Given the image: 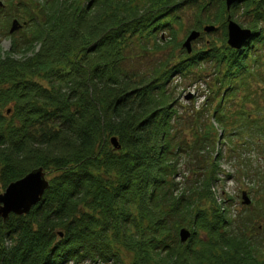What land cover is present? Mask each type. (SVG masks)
<instances>
[{
	"label": "trees",
	"instance_id": "1",
	"mask_svg": "<svg viewBox=\"0 0 264 264\" xmlns=\"http://www.w3.org/2000/svg\"><path fill=\"white\" fill-rule=\"evenodd\" d=\"M212 1L22 4L27 32L0 53V185L5 191L37 168L52 178L29 215L0 218V264H264V238L247 233L250 217L236 221L218 204L213 187L220 160L203 154L215 151L217 138L234 135L216 136L217 130L201 126L203 134L195 132L190 143L175 126L174 75L199 81L212 64L221 75L219 95L226 83L246 86L255 67L249 61L261 60L253 48L264 45V0L243 4L242 15L256 16L246 27L253 36L241 51L227 45V18L241 6L228 13L224 0H217L210 18ZM191 7L198 12L192 29L205 35L207 25L220 26L221 46L205 43L188 54L177 38L191 32L181 17ZM164 47L167 57L152 63L149 54ZM238 86L224 89L221 98ZM222 107L214 108V117L227 123ZM261 111L254 109L252 116L243 110L233 125L237 135L264 145ZM184 152L193 153L191 162L201 172L182 184L176 179ZM184 227L192 231L185 245L179 236Z\"/></svg>",
	"mask_w": 264,
	"mask_h": 264
},
{
	"label": "rangeland",
	"instance_id": "2",
	"mask_svg": "<svg viewBox=\"0 0 264 264\" xmlns=\"http://www.w3.org/2000/svg\"><path fill=\"white\" fill-rule=\"evenodd\" d=\"M0 1L6 6L5 8L0 7V53L4 55L13 48V41L21 39L23 33L27 32L26 29H22L11 36L9 34V28L12 17H20L21 22L30 23L28 17L23 18L24 12L22 11V4L30 0ZM215 1L217 0H214V2ZM214 2L212 1L213 6L210 13L206 15H209L210 18L216 14L217 7L219 6L218 2ZM244 3H246V1L239 4L241 7L233 20L245 29L247 25L254 23L256 14L250 16L242 15L244 8H246L243 5ZM197 13L198 12L195 7H191L187 8L181 14L184 26L187 30L190 29L191 32L195 31L192 28L197 23ZM217 27V31L211 34L202 35V39L199 40V42L193 43V48L201 49L205 43L209 46L211 43L221 46L224 38V30L220 26ZM259 29L264 31V20L259 23ZM191 32L187 33L183 31L178 35V41L185 43L186 38ZM202 33L204 32L202 31ZM161 36L164 38V41L167 39L169 40L170 37L167 33H163ZM159 44L162 45L161 42H159ZM151 47H154V43L151 44ZM256 47L257 49L255 47V49L253 48L254 55L255 57L260 56L261 60H259L256 65L254 62L255 59L249 61V63H251L250 67L252 64L255 66L254 71L251 70L252 74L255 76L250 75L248 77L247 84L244 83L246 84L244 87L240 86V88L236 83L232 84L230 87V84L226 83L218 95L217 92L221 85V82H219L221 75L219 76L217 70L214 69L215 67L212 64H207L205 66L206 69L200 74L203 77L199 81H196L192 77L182 80L179 76L174 75L170 84L171 86H174V89L176 88L175 90H177L175 96L176 98L178 97L176 109L178 110L179 117L175 126L176 130L179 131L180 137H183L184 141L187 140L192 143L196 139V134L199 136L202 135L203 131H200L201 126H207L205 128L206 132L208 131L212 133L217 130L218 132H215L216 136L221 135L222 133H225V135H227L226 133L234 135L232 138L228 135L223 139L222 137L217 138L218 143L217 147H215V151L213 152L210 150L208 151L209 153H203L209 161L211 160V162L213 158L215 159L216 157L220 160L218 168L220 171V174L218 175L219 181L215 183L213 193H215L218 204L221 206L224 205L223 208L226 210V213L230 218L236 221L248 217L252 219L247 223L248 227L246 228L249 235L255 234L264 238V145L260 143L258 138L248 141L246 140L245 135H237L235 132V130H237V125H233V122L236 119L235 115L243 110H245L247 115L255 116L254 109H260L263 113H257V117L264 119V45L260 44ZM152 53L153 52H151L148 56V59H152V63L164 61L169 54V49H165L164 47L163 49L155 51V54ZM17 58H19V56H17ZM147 64H149V62H147ZM155 65L157 64L155 63ZM228 78H231V76ZM235 86H238L239 89H237L236 92L226 94L223 100V98H221V94L224 89H233ZM215 97L220 98L215 100ZM246 97H249L250 101H244ZM211 100L213 101L211 102ZM221 102L223 105L222 112H224L227 123L219 122L214 117V108H217V105L219 106ZM211 104H213L212 107L210 106ZM240 118L244 119V117ZM229 120L230 122H228ZM240 123L243 124L241 121ZM239 126L241 127V125ZM195 132L196 134H194ZM192 154L193 153L189 152L187 155L184 152L181 155L180 174L176 179L177 182H181L183 184L185 182V178H188L191 182L195 179L196 175L194 173L201 172L194 165V163L191 162L192 159H190V155L192 158H195ZM200 156L201 155H199V157ZM47 174L48 179L51 180L52 176L49 172H47ZM244 192L248 193V196L252 201L249 206L243 205L242 196ZM2 193H4L3 190ZM202 205L207 208L211 206V202H204ZM212 205L214 204L212 203ZM259 210L263 212V214H261ZM67 264H74V262ZM81 264L116 263L114 261L104 263L100 260H86L82 261Z\"/></svg>",
	"mask_w": 264,
	"mask_h": 264
},
{
	"label": "water",
	"instance_id": "3",
	"mask_svg": "<svg viewBox=\"0 0 264 264\" xmlns=\"http://www.w3.org/2000/svg\"><path fill=\"white\" fill-rule=\"evenodd\" d=\"M226 3L228 13L231 12L233 6L241 4L246 0H224ZM0 7L4 4L0 2ZM228 40L227 45L229 48L241 51L247 42L252 38L253 33L250 29L242 28L237 22L229 15L227 18ZM18 20L12 23L10 30L11 34L18 32L24 27ZM217 30L216 26L207 25L204 27V33L211 34ZM201 32L193 31L190 33L183 47L187 50L188 54L193 53V43L201 37ZM10 113V111L8 112ZM115 150H121V145L117 138L111 140ZM47 172L43 168L36 169L26 175L23 179L14 182L2 193L0 185V218L7 222L12 215L26 216L29 215L32 209L42 202L47 190L51 187L50 180L47 177ZM243 205L249 206L252 201L248 193H243ZM61 236H63L61 234ZM181 243L185 245L192 237V232L188 228H183L179 233Z\"/></svg>",
	"mask_w": 264,
	"mask_h": 264
},
{
	"label": "flooded vegetation",
	"instance_id": "4",
	"mask_svg": "<svg viewBox=\"0 0 264 264\" xmlns=\"http://www.w3.org/2000/svg\"><path fill=\"white\" fill-rule=\"evenodd\" d=\"M5 7H6V6H4L3 8H5ZM3 8H2V9H3ZM11 20H12V21H11V25H10V28H9V34L12 36V35L16 34V33H14V34H11V33H10V30H11V27H12V23H13L15 20L20 21V17H15V18L12 17ZM20 22H21V21H20Z\"/></svg>",
	"mask_w": 264,
	"mask_h": 264
}]
</instances>
